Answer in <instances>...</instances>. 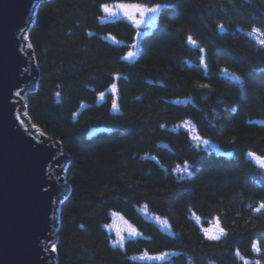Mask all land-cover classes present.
Instances as JSON below:
<instances>
[{
  "label": "trees",
  "instance_id": "trees-1",
  "mask_svg": "<svg viewBox=\"0 0 264 264\" xmlns=\"http://www.w3.org/2000/svg\"><path fill=\"white\" fill-rule=\"evenodd\" d=\"M113 2L164 5L131 60L135 28L101 20V5ZM253 25L264 26V0L39 2L25 30L31 78L22 104L66 156L52 169L65 187L53 264H264V209L254 211L264 170L247 156H264V47L248 35ZM192 131L209 145L197 147ZM113 213L140 233L123 247L107 229ZM217 223L226 235L207 239L203 230Z\"/></svg>",
  "mask_w": 264,
  "mask_h": 264
},
{
  "label": "water",
  "instance_id": "water-1",
  "mask_svg": "<svg viewBox=\"0 0 264 264\" xmlns=\"http://www.w3.org/2000/svg\"><path fill=\"white\" fill-rule=\"evenodd\" d=\"M41 1L0 0V264H53L54 216L65 188L52 169L66 156L34 135L23 115L31 58L22 35Z\"/></svg>",
  "mask_w": 264,
  "mask_h": 264
},
{
  "label": "snow or ice",
  "instance_id": "snow-or-ice-1",
  "mask_svg": "<svg viewBox=\"0 0 264 264\" xmlns=\"http://www.w3.org/2000/svg\"><path fill=\"white\" fill-rule=\"evenodd\" d=\"M163 7H164V5L159 4V3L155 4L154 6H151V7L146 6V5H142V4H125V3L114 4L112 7H110L108 4L101 5L103 12L108 16H117L119 14L117 11H114V9H119L120 11H122L123 15L126 16L127 19L130 20L132 22V24H134L136 26L137 29H139L140 26L144 23V18L146 16H148L149 14L154 15V14L158 13ZM137 16H139V19H137ZM217 27L221 30L224 29L223 24H218ZM137 35L139 36V32L137 33ZM248 35L252 36L261 47H264V26L253 25L251 27V30L248 32ZM187 41L193 47H197L201 53L205 52V49L199 48L197 41L191 35H189L187 37ZM136 46H137L136 44L132 45L133 48H135ZM27 47L31 48L32 45L28 44ZM135 56H136V52L128 51L126 56L124 57V59L131 60ZM200 64L203 67L207 68L205 57L203 55L200 57ZM222 71L225 74L229 73V70L227 68L222 69ZM233 79H235L238 82L242 81V78L239 75H233ZM116 87H117L116 84L111 85V90H112L113 94L116 91ZM201 87L207 88L208 85L207 84L201 85ZM18 95H19V93H18ZM99 95H100V98L103 99L105 94L103 92H101ZM57 96H59V93H57ZM112 108H113V110H118V106H117V103L115 100H113ZM73 115H75V113ZM161 127H163V125ZM192 139L196 142L197 147H199L201 144L206 145L209 143L208 140L203 139L199 134L193 136ZM247 156L251 157L257 163L258 167L261 170H264V156L257 155L256 153H253V152H248ZM184 171L186 173L189 171L187 164L184 167ZM262 209H264V202H261L259 207L255 208L254 211L259 213ZM157 219L159 220L158 217H157ZM197 222H199L198 217H197ZM165 224H167L166 221H165ZM217 228L219 229V235L209 234V230H207V229L203 230L205 232L207 239H209V240H220L221 237L226 235L225 229L220 227L219 223H217ZM128 235L135 237V236L140 235V233L133 227L129 231ZM124 239H125L124 237H121L119 240L113 241V244H118L120 247H123L124 246ZM252 248L255 252L259 253L261 251L260 242L259 241H253ZM52 251H56L55 246H53ZM168 255H169V253L164 252V253H161L160 255L151 256L148 258L153 259V260H164ZM237 255H239L238 251H237ZM244 264H251V262L248 260H245ZM255 264H260V262L257 260V261H255Z\"/></svg>",
  "mask_w": 264,
  "mask_h": 264
},
{
  "label": "rangeland",
  "instance_id": "rangeland-1",
  "mask_svg": "<svg viewBox=\"0 0 264 264\" xmlns=\"http://www.w3.org/2000/svg\"><path fill=\"white\" fill-rule=\"evenodd\" d=\"M119 3L140 4V3H133V2H113V3H109L108 5L110 7H112L114 4H119ZM142 5H144V4H142ZM146 6H148V5H146ZM152 6H154V5H152ZM149 7H151V6H149ZM114 11H117L119 14L117 16H108L102 10L101 20L106 21V20L123 19V20L129 22L136 30V38H135V41H134L133 44L137 45L135 48H133L132 47L133 44H132L129 51H134V52L137 53L139 40L142 37H144L145 35H148L151 32H153L154 28L156 27L159 12L154 14V15L153 14H149L148 16H146L144 18V23L140 26L139 29H137L136 26L134 24H132V22L130 20H128L126 16L123 15L122 11H120L119 9H114ZM137 19H139V16H137ZM26 31L23 33L22 36H23L25 51H26V53H28L30 48L27 47L28 42H27V33H26ZM138 32H139V36L137 35ZM109 90L112 91L111 87H109ZM23 115H24V118L26 120V123L28 125L29 130L34 135L38 136L39 138H42L41 134H39V132L36 130V128L31 126L30 122L27 120L24 108H23ZM184 127L187 128V124L184 125ZM191 135L193 137V136H195V133L192 131ZM202 145H205V144H202ZM206 145H209V143L206 144ZM143 214L148 219H150L152 222L157 224L161 229H163V230H167L168 229L167 224H165V220L163 218H161L159 216H156V215H153V214H148V212L146 210H143ZM157 217L159 218V220L157 219ZM131 228H133V226L119 213H113L112 214L111 222H110V224L107 227L108 231L111 232V234L113 235L114 241L115 240H119L121 237H124L125 239H127L129 237H132V236L128 235V233L131 230ZM207 230H209V234H212V235H218L219 234V231L217 230L215 225L209 226L207 228ZM53 246H54V244L50 243V251H51L52 257L54 256V253H55V251H52ZM53 259L54 258H52V263H53Z\"/></svg>",
  "mask_w": 264,
  "mask_h": 264
}]
</instances>
